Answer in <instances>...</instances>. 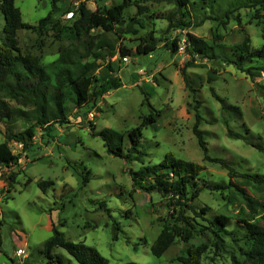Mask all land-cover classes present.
I'll return each instance as SVG.
<instances>
[{"label":"rangeland","instance_id":"obj_1","mask_svg":"<svg viewBox=\"0 0 264 264\" xmlns=\"http://www.w3.org/2000/svg\"><path fill=\"white\" fill-rule=\"evenodd\" d=\"M121 2L62 0L54 14L60 20L58 27L19 30V47L24 53L38 56L43 64L74 48L83 53L82 42L72 43L68 32H60L62 26L71 24L74 16L68 20L60 16L76 11L80 4L90 11H101ZM189 2L188 9L182 11L183 17L171 3L148 2L146 11L137 16L139 25L130 26V19L136 15V8L131 6L124 11V21L114 31L92 30L93 50L100 47L106 58L97 60L102 67L96 74L103 80L112 77L119 88L93 99L81 109L71 105L68 123L55 125L50 132L37 130L33 146L24 155L21 144L9 143L13 153L22 156L12 183L10 174L0 175V264H45L42 248L52 235V225L65 239L94 247L108 264H180L177 257L187 247L200 244L208 246L202 264H231V257L238 256L243 245L237 237L221 234L217 250L215 239L207 231L188 243L176 240L161 257H155L150 246L164 223L172 222L167 201L158 193H148L139 187L147 186L146 181L133 184L130 177V172L159 163L170 152L176 158L202 165L200 179L204 182L210 185L228 182L223 167L203 159L193 132L196 104L200 117L197 130L202 134L207 156L227 162L239 174L264 175V112L261 111L264 58L244 63L241 70L225 63L227 58L235 59L232 50L244 38L249 39L253 50H264V0ZM15 6L23 22L37 25L49 13L51 1L15 0ZM171 13L174 20H181L180 27H169L166 18ZM3 26L0 12V46L4 41ZM186 34L210 46L219 44L223 49L214 50L217 56L214 60L203 58L187 50ZM150 36L156 49L148 55L137 54L136 46ZM174 40L179 41L176 51L172 48ZM122 48L130 51L125 61L118 53ZM112 51L115 56L106 57ZM188 62L186 74L195 90L194 98L181 76ZM108 63L112 72L106 69ZM153 110L161 111V116L154 128L142 130L138 150L143 152V164L112 155L97 136L108 128L126 133ZM27 126L22 119L10 126L0 122V143L4 141L5 129L21 132ZM228 130L236 136H229ZM128 144L125 138L124 154ZM40 181L53 184L43 192L38 187ZM233 182L253 193L262 191L239 177ZM229 198L226 191L204 189L194 203L196 209L208 207L203 219H196L198 224L208 226L220 211L234 212L236 203ZM114 227L118 228L116 240L112 238ZM19 249L20 257L16 255ZM54 252L68 257L63 249L56 248Z\"/></svg>","mask_w":264,"mask_h":264},{"label":"trees","instance_id":"obj_2","mask_svg":"<svg viewBox=\"0 0 264 264\" xmlns=\"http://www.w3.org/2000/svg\"><path fill=\"white\" fill-rule=\"evenodd\" d=\"M50 1L51 9L47 16L40 19L37 25H30L22 21L21 12L15 6V0H0V12L4 17L2 30L4 41L0 46V122L10 126L22 119L28 124L21 132L5 129L4 141L0 143V175L10 174L11 183L14 181V171L19 166L22 154L33 146L32 141L37 130L50 132L55 125L67 124L71 105L75 109H81L93 99H98L111 90L119 88L112 77L103 80L96 74L102 67L97 60L104 61L106 58L101 54L100 47L93 50V36L90 33L92 30L100 28L105 32L114 31L115 26L123 23L124 11L131 6L136 8V15L130 19V26L140 24L137 16L146 11L145 5L148 2L171 3L175 5L178 14L182 17V11L190 6L189 0H122L120 4L111 8L90 11L85 4H80L76 11L71 12V17L74 16L71 24L62 26L60 32H68L72 43L82 42L83 53L78 48H74L61 53L56 60L43 64L38 56L22 52L18 44L17 32L25 29L55 30L60 20L54 18V14L58 11L57 5L62 0ZM67 13L65 12L64 15ZM62 17L63 15L60 16L61 19ZM166 19L170 28L175 29L182 25L180 19L174 20L173 13ZM129 31L136 33L134 29ZM178 43V40L172 43L174 51L177 50ZM186 45L187 50L190 49L193 53L211 60L217 58L214 53L216 48L223 49L219 44L210 46L192 34H186ZM155 47V40L150 36L142 39L135 51L137 54L148 55L156 49ZM232 51L235 59L227 58L225 63H232L240 70L244 63L264 58V50H253L248 38H244ZM118 53L123 58L127 57L130 51L122 48L118 50ZM114 56L115 52L112 51L106 57ZM89 57L93 60H88ZM188 65L190 62L182 68L181 76L185 88L194 98L195 90L186 74ZM106 67L109 72H112L110 63ZM194 109L193 132L203 152V159L223 167L227 171L228 182L216 185L204 182L200 179L202 165L176 158L170 152L165 154L161 162L144 165L138 171L130 172L133 184L140 185V182L146 181L147 186L139 187L148 193L154 191L167 201L166 208L170 213L169 219L172 220V222L164 223L150 246V251L155 257H161L176 240L188 243L208 231L215 239L214 248L217 250L220 249L221 234L237 237V240L242 242L243 247L239 249L238 256L231 257V264H264V175L239 174L227 162L209 158L202 134L197 130L200 119L198 104ZM261 111L264 112V94ZM160 116L161 111L153 110L152 113L142 117L135 128L126 133H119L108 128L99 132L97 136L101 138L107 151L112 155L127 161L137 160L143 164V152L138 150L142 130L146 127L154 128ZM227 134L236 136L231 130H228ZM125 138L129 142L126 154L123 153ZM10 142L21 144L22 154L13 153L9 147ZM256 147L261 149L258 145ZM236 177L243 179L251 187H261L262 191L253 193L245 187L238 186L233 182ZM201 181L202 185H199ZM52 184L51 181H40L38 187L44 192ZM204 189L226 191L230 196L228 200L236 203L235 211L218 212L208 226L198 224L196 219H203L208 207L196 209L194 203ZM101 206L105 208L104 203ZM187 212L190 214L188 215ZM117 230L118 228L114 227L113 240L117 239ZM56 248L63 249L68 257L56 254L54 252ZM207 250L206 244L191 245L177 257V261L180 264H202V256ZM42 254L46 259L45 264H108V260L94 247L84 242H72L65 239L53 225L52 235L44 242Z\"/></svg>","mask_w":264,"mask_h":264},{"label":"built area","instance_id":"obj_3","mask_svg":"<svg viewBox=\"0 0 264 264\" xmlns=\"http://www.w3.org/2000/svg\"><path fill=\"white\" fill-rule=\"evenodd\" d=\"M71 15H72V13L71 12H68L67 14L63 15V17H65L67 19V18H70ZM179 49H182V46L179 47ZM122 60H124V61L127 60V57H123ZM93 116H94V113L93 112L89 113V117L90 118H92ZM21 254H22V250L21 249H19V250L16 251V255L18 257H20Z\"/></svg>","mask_w":264,"mask_h":264}]
</instances>
